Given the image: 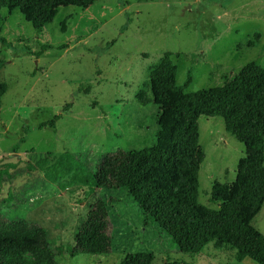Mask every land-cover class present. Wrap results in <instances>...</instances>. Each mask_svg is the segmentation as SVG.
Instances as JSON below:
<instances>
[{
	"label": "rangeland",
	"instance_id": "1",
	"mask_svg": "<svg viewBox=\"0 0 264 264\" xmlns=\"http://www.w3.org/2000/svg\"><path fill=\"white\" fill-rule=\"evenodd\" d=\"M0 16L7 41L0 44L4 232L39 233L57 254L50 259L40 249L8 247L6 264H119L126 253L144 251L153 254L151 264H261L236 260L233 249L213 243L198 254L179 251L158 227L144 225L124 192L82 183L87 177L78 178L73 161L94 171L104 153L154 143L160 109L151 102L148 75L165 52L177 84L190 75L187 93L223 85L248 62L264 68V0H94L85 9L59 8L40 30L18 9H2ZM198 126L205 155L198 202L217 208L209 190L214 181L235 179L245 146L218 116H200ZM96 198L108 204L111 250L68 258ZM31 222L38 227L28 229ZM252 225L264 234V202Z\"/></svg>",
	"mask_w": 264,
	"mask_h": 264
},
{
	"label": "trees",
	"instance_id": "2",
	"mask_svg": "<svg viewBox=\"0 0 264 264\" xmlns=\"http://www.w3.org/2000/svg\"><path fill=\"white\" fill-rule=\"evenodd\" d=\"M93 3L94 0H0V11L18 9L40 30L52 22L59 8L85 9ZM1 23L0 16V44H6ZM170 56L165 52L148 75L151 102L160 109L153 144L104 153L94 171L89 163L76 157L71 160L72 154L64 155L73 161L80 180V176L87 177L82 183L124 192L144 225L158 227L179 251L198 254L213 243L233 249L236 260L248 257L264 264V234L252 225L264 202V68L248 62L223 85L187 93L184 89L191 77L188 74L182 85L177 84L176 65ZM3 64L0 54V69ZM5 91L6 84L0 79V108ZM200 116L222 118L224 129L245 146L235 179L230 183L214 181L209 190V201L217 208L198 202V171L205 156L197 141ZM53 120L41 123L39 128L53 125ZM188 143L191 148L186 150ZM256 154L260 155L258 161ZM6 223L0 213V264H6L4 250L8 247L40 249L54 258V248L43 235L7 234ZM28 227L38 225L31 222ZM111 230L108 204L96 198L75 230L67 257L109 252ZM152 260L150 252H130L119 264H151Z\"/></svg>",
	"mask_w": 264,
	"mask_h": 264
}]
</instances>
